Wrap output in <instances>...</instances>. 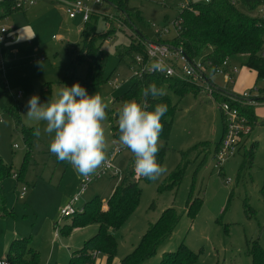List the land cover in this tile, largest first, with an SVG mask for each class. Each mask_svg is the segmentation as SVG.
Segmentation results:
<instances>
[{
    "label": "rangeland",
    "instance_id": "obj_1",
    "mask_svg": "<svg viewBox=\"0 0 264 264\" xmlns=\"http://www.w3.org/2000/svg\"><path fill=\"white\" fill-rule=\"evenodd\" d=\"M197 1L200 0H128V6L138 8L142 15L141 20L133 19L131 27L128 26L131 29H128L117 22L120 13L105 1L83 0L90 10L88 22L94 26L95 36L96 53L89 62L92 67L102 63L98 70L100 75L93 72L86 86L83 78L89 64L70 66L71 52L79 47V33L85 24L82 15L69 18L64 12L66 0H35L34 7L27 9L25 16L38 37L18 48L16 55L11 54L8 59L5 55V61L0 60V73L11 95L18 91L22 94L18 99L21 124L32 128V132L40 128L41 136H34L28 148L21 126L16 125L7 111L0 109V157L12 169V174L0 181V188L7 209L13 212V215L0 218V257L14 243L26 238L30 247L38 252L37 264H47V261L49 264H68L72 252L80 249L96 232L98 225L94 223L64 232V227L72 224L74 216L62 218L60 210L71 203L79 213L95 197L104 204L134 162L133 154L120 146L118 137L112 132L113 127H118L119 98L135 83L131 56H120L118 50L129 46L130 30L136 29L152 39V23L163 25L173 21L178 17L181 5ZM257 11L250 14L256 16ZM22 12L10 14L11 21H25ZM109 16L111 19L108 20ZM2 23L7 24L6 21ZM105 33L109 34L105 36ZM241 61L234 62L238 67L235 92L250 89L255 82L254 72ZM68 67L72 74L65 80ZM210 79L221 83V78L212 73ZM257 81L260 84V80ZM74 82H79L89 93L100 94L108 105L103 121L108 143L106 160L87 176L79 175L70 164L57 161L48 151L51 137L43 133L44 123L26 115L27 101L33 94L39 97V102H46L58 88L71 86ZM43 86L48 91L47 99L40 96ZM206 87V83L198 81L180 95L162 86L163 95L176 109L167 141L158 139V146H166L162 165L167 171L148 183L138 179L141 194L136 208L122 225L111 230L117 243L113 259H122L130 253L149 225L168 207L175 209L178 222L170 237L159 244L156 253L144 264H158L163 253L175 251L181 243L197 255L194 264H252L248 253L250 245L256 243L264 250V124L252 127L245 148L240 146L220 170L213 155L223 119L217 108L219 99L199 89ZM256 113L264 115V107ZM202 142H207L209 150L188 156L189 162L178 185L163 188L179 163L181 152ZM251 147L252 161L247 153ZM110 151L115 153L111 156ZM20 170L22 177L16 181L13 174ZM85 178L90 182L81 193V182ZM193 201L199 202V206L191 216L186 213V204ZM52 248L56 250L55 258L51 254ZM94 264L106 263L98 254Z\"/></svg>",
    "mask_w": 264,
    "mask_h": 264
},
{
    "label": "trees",
    "instance_id": "obj_2",
    "mask_svg": "<svg viewBox=\"0 0 264 264\" xmlns=\"http://www.w3.org/2000/svg\"><path fill=\"white\" fill-rule=\"evenodd\" d=\"M72 1V0H66ZM120 14L116 18L121 25L131 27L133 19L141 20L142 15L138 8L128 6V0H103ZM264 4V0H236L235 4H231L229 0H210L209 3L201 1L189 2L187 7L179 8L178 18L181 19L180 30L172 37L161 40L174 48H181L183 53L189 60H195L204 57V60H210L212 64H218L226 57L233 63L235 60H242L241 64L253 71L255 74V83L264 77V57L262 49L264 45V25L258 16H252L250 13L258 10ZM2 18H6L10 13L19 11L12 8V2L5 1L2 4ZM257 11V12H258ZM109 20V18H108ZM84 26L80 30V43L78 48L71 52L72 60L70 66L74 67L80 63H88L89 68L83 85L89 84V78L93 72L100 75L102 63L92 67L89 62L96 53L93 46L94 26L89 24L88 20L84 21ZM128 29H131L129 28ZM130 30V44L127 48L119 49L120 56L135 53L142 54L143 47L138 39H148L146 36L138 32L136 29ZM133 33V34H132ZM109 33H105L107 36ZM1 45V44H0ZM3 51V47L1 48ZM3 53V52H2ZM101 57H103V52ZM4 55V54H3ZM103 58L101 59V61ZM93 64H96L93 62ZM70 67L66 69L65 80L71 76ZM135 83L131 86L130 91L119 98L121 105L129 99L136 98L141 102H146L149 108L154 107L158 103L167 105V112L161 118L162 131L158 139L166 142L172 120L175 112V106L171 105L166 95H162L156 99L144 97L142 90L147 88L149 84H155L160 90L162 86H166L174 92L183 95L193 84L187 81H181L172 78H164L151 73H143L141 76H132ZM254 83V84H255ZM264 95V87L261 88ZM47 89L41 88L40 96L47 99ZM0 109L7 111L16 121L17 126H21L26 146L29 148L33 143L34 134L32 128L25 127L20 121V104L15 95H11L6 85L4 77L0 73ZM251 121H254L253 111ZM253 117V118H252ZM254 125V122H252ZM113 135L119 136L118 127H113ZM219 146V145H218ZM254 147V143H253ZM248 150L249 160L252 161V148ZM207 142L194 145L190 149L181 152L180 161L167 178V184L163 188H175L184 171L185 165L189 162L188 156L199 152L207 151ZM166 146H159L156 154L157 162L162 164ZM209 150V149H208ZM249 161V162H251ZM131 167V168H130ZM221 170V168H220ZM12 174L10 165L5 164L0 157V181ZM16 174V181L22 177L21 170ZM138 179L150 182L145 177L139 176L134 171V162L129 165L126 175L122 183L115 187L112 194L104 204L98 199L93 198L85 204V207L78 213L73 214V222L66 225L63 229L68 233L73 228L82 227L87 224L94 223L98 225L97 231L86 239L80 249L72 252L68 264H94L95 256L101 254L106 259V264H111L116 255L117 243L111 234V230L117 229L132 214L140 199V188L138 187ZM105 205V206H104ZM199 206V202L193 201L186 204V213L194 215ZM13 215V212L7 209L2 190L0 188V218ZM179 216L172 207L166 208L160 217L149 225L147 231L141 236L137 246L125 257L119 260L118 264H144V262L152 257L159 244L170 237L174 230ZM252 264H264V250L256 243H252L248 248ZM197 255L193 253L187 246L181 243L173 252H165L162 254L158 264H194ZM5 259L10 264H37L39 261L38 252L34 251L29 240L23 238L9 248L5 254Z\"/></svg>",
    "mask_w": 264,
    "mask_h": 264
},
{
    "label": "clouds",
    "instance_id": "obj_3",
    "mask_svg": "<svg viewBox=\"0 0 264 264\" xmlns=\"http://www.w3.org/2000/svg\"><path fill=\"white\" fill-rule=\"evenodd\" d=\"M34 34L22 32L17 42L30 39ZM159 70V63L152 65ZM144 97L156 99L163 95L155 85L142 90ZM107 103L98 93H89L79 82L63 85L46 102H39L33 94L27 101L28 118L43 122V133L50 136L48 151L57 161L70 164L81 176L95 172L106 160L108 143L103 121L106 119ZM167 105L158 103L149 108L146 102L136 98L126 100L118 109L119 144L134 157V171L141 177L155 181L167 169L157 162L158 137L162 131L161 118ZM34 136H41L35 128Z\"/></svg>",
    "mask_w": 264,
    "mask_h": 264
},
{
    "label": "built area",
    "instance_id": "obj_4",
    "mask_svg": "<svg viewBox=\"0 0 264 264\" xmlns=\"http://www.w3.org/2000/svg\"><path fill=\"white\" fill-rule=\"evenodd\" d=\"M5 1H11L13 9L23 11L35 4V0H0V44L10 34L9 28L2 24V20L5 19V17H1L3 13L2 4ZM229 1L231 4L236 3V0ZM201 2L209 3L210 0H201ZM187 6L188 2L180 7ZM64 12L69 18H75L80 14L83 21H87L90 10L83 0H72L66 1ZM257 16L264 25V4L259 8ZM108 18L111 19L110 16ZM180 25L181 19L178 17L163 25L152 23L151 27L153 28L154 37L152 40L138 39V42L143 47V53H136L134 55L130 67L134 76L151 73L164 78L187 81L193 85H196L198 81L207 84L206 88L199 89L204 93L207 92L208 96H215V98L219 99L217 108L222 114L224 123V133L213 157L216 164L222 167L226 160L236 154L251 132L252 122L254 121H251L249 111L253 107L264 103V95L261 91V88L264 87V77L261 80V85L255 83L250 89L235 92L232 89V85L235 75L238 73V67L229 58L226 57L218 64H212L210 60H204V57H200L192 60V63H190L181 48H174L167 43L161 42V40L177 34L180 30ZM171 32H173V35H170ZM262 56L264 57V45ZM154 63H159L158 71L152 69ZM210 73L221 78V83L212 82ZM21 96V92L15 94L16 99H20ZM114 153L112 151L109 152L111 156ZM105 165L109 166L108 163H105ZM13 175L16 177L15 173ZM89 182L88 178L83 180L81 183V193L86 189ZM75 213L76 211L71 203L60 210L62 218ZM0 264L10 263L4 258L0 260Z\"/></svg>",
    "mask_w": 264,
    "mask_h": 264
},
{
    "label": "crops",
    "instance_id": "obj_5",
    "mask_svg": "<svg viewBox=\"0 0 264 264\" xmlns=\"http://www.w3.org/2000/svg\"><path fill=\"white\" fill-rule=\"evenodd\" d=\"M201 1V0H200ZM189 3V2H188ZM34 7V6H33ZM32 6H31V8L29 7V10L30 9H32L33 8ZM28 9V8H27ZM27 9L26 10H24L22 13L24 14V17H26L25 16V14H26V11H27ZM15 12V11H14ZM14 12H12V13H10L11 15L12 14H14ZM141 12V11H140ZM17 13H19V11H17ZM11 15H9V16H7L5 19H3L2 20V22L3 21H6V23L7 24H4V23H2L3 25H5L7 28H9V35H7V37L5 38V41L0 45V60L2 61V62H4L5 60H3V57H5V55H6V57H5V59H8L9 58V56L11 55V54H14V55H16L17 53H18V48H22L23 46L22 45H26V44H28L29 42H31V41H34V40H36V38L38 37V35H37V33H36V31H35V29L32 27V25H31V23H30V21H28L27 20V17L25 18V21L23 20V21H21V22H18L16 19H14V20H12L11 21V19H10V16ZM22 30H24V32L25 33H27V34H29V35H31V34H34L30 39H23V40H20L19 42H17V36L22 32ZM169 37H172V36H169ZM169 37H167V38H169ZM3 47V51H2V48ZM9 48V49H8ZM3 52V53H2ZM4 54V55H3ZM41 58H43V57H38V59L39 60H41ZM43 60H44V58H43ZM43 60H41V61H43ZM235 80H236V78H235ZM235 80H234V83H233V85H232V89L234 90V84H235ZM255 83V82H254ZM253 86V85H252ZM162 90V89H161ZM246 90V89H245ZM18 92H20V91H18ZM198 92H200V91H198ZM241 92V91H240ZM261 107H264V103L263 104H261V105H258V106H255V107H253L252 109H250V111L252 110L253 111V119H254V122H256L253 126H255V125H261V124H264V122H263V120H264V115L263 114H261V115H258L257 113H256V110L257 109H259V108H261ZM261 120V121H260ZM252 126V127H253ZM223 133H224V123H223V126H222V132H221V136H220V138H219V140H218V142L215 144V151H214V154H215V152H216V150H217V148H218V145H219V143H220V140H221V138H222V136H223ZM246 140L244 141V143H242V147L243 148H245V144H246ZM213 157H214V155H213ZM83 182V181H82ZM81 182V183H82ZM105 206V205H104ZM97 228H98V226L96 227V231H97ZM93 235V234H92ZM92 235H90V236H92ZM52 250L53 251H51V254H52V256H53V258H55V256L57 255L56 254V250H55V248H52ZM99 255H101V254H99ZM51 256V257H52ZM102 256V255H101ZM97 257V256H96ZM5 258V253H3L2 254V256L0 257V260L1 259H4ZM51 259V258H50ZM106 258L103 256V263H106L105 260ZM51 260H53V259H51ZM119 258H115V259H113V261H112V263L111 264H118V262H119ZM39 263V262H38ZM43 264H46V263H43ZM47 264H49L48 263V261H47ZM66 264V263H65Z\"/></svg>",
    "mask_w": 264,
    "mask_h": 264
},
{
    "label": "water",
    "instance_id": "obj_6",
    "mask_svg": "<svg viewBox=\"0 0 264 264\" xmlns=\"http://www.w3.org/2000/svg\"><path fill=\"white\" fill-rule=\"evenodd\" d=\"M187 59H188V58H187ZM188 61H189L190 63H192L191 60L188 59Z\"/></svg>",
    "mask_w": 264,
    "mask_h": 264
}]
</instances>
